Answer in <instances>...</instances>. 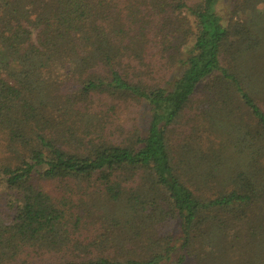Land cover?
I'll list each match as a JSON object with an SVG mask.
<instances>
[{
    "label": "trees",
    "instance_id": "1",
    "mask_svg": "<svg viewBox=\"0 0 264 264\" xmlns=\"http://www.w3.org/2000/svg\"><path fill=\"white\" fill-rule=\"evenodd\" d=\"M1 1L0 264H264V0Z\"/></svg>",
    "mask_w": 264,
    "mask_h": 264
},
{
    "label": "rangeland",
    "instance_id": "2",
    "mask_svg": "<svg viewBox=\"0 0 264 264\" xmlns=\"http://www.w3.org/2000/svg\"><path fill=\"white\" fill-rule=\"evenodd\" d=\"M1 2L2 1L0 0V3ZM222 9H223V13L225 14L228 8H226L225 6ZM35 34H36L35 32L32 33V39H34ZM147 117H148L147 109L144 105L134 106L133 108H130L127 112L123 114V118L128 121V123L126 122L128 126H133L140 130L145 129L146 124H147ZM46 185L52 191H56L58 187L56 183H47ZM0 195L2 196L1 197L2 204L6 206V209H8L9 202L12 201V203H14V196H10L8 192H6L5 190H2L1 188H0Z\"/></svg>",
    "mask_w": 264,
    "mask_h": 264
}]
</instances>
